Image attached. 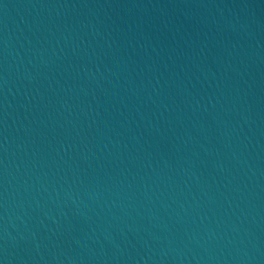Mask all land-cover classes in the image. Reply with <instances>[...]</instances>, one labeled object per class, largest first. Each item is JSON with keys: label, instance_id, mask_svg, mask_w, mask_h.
Returning a JSON list of instances; mask_svg holds the SVG:
<instances>
[{"label": "water", "instance_id": "obj_1", "mask_svg": "<svg viewBox=\"0 0 264 264\" xmlns=\"http://www.w3.org/2000/svg\"><path fill=\"white\" fill-rule=\"evenodd\" d=\"M0 264H264V0H0Z\"/></svg>", "mask_w": 264, "mask_h": 264}]
</instances>
